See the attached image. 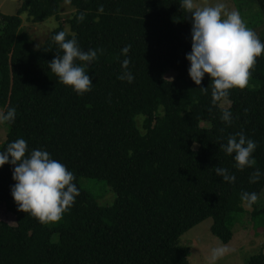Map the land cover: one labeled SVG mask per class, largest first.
Listing matches in <instances>:
<instances>
[{
  "label": "trees",
  "instance_id": "trees-1",
  "mask_svg": "<svg viewBox=\"0 0 264 264\" xmlns=\"http://www.w3.org/2000/svg\"><path fill=\"white\" fill-rule=\"evenodd\" d=\"M254 1L264 14V0ZM62 2L23 0L15 14L0 12V111L16 109L0 150L23 138L29 151H48L73 172L80 194L58 222L41 223L11 196L15 166L0 167V264H190L180 236L207 218L211 233L228 244V216L246 211L241 194L259 198L264 189V176L250 183L255 169L264 173V54L251 70L260 86L230 89V105L222 107L224 99L213 103L207 73L200 85L188 75L191 14L182 0H70L72 16L60 18ZM21 13L33 23L59 20L38 50ZM59 31L68 39L75 33L83 50H97L90 92L78 95L49 68L63 54L53 40ZM125 59L132 83L118 79ZM167 69L176 76L165 78ZM225 109L231 125L221 120ZM239 132L258 145L255 166L243 170L221 147ZM217 167L235 182L217 176ZM81 178L104 180L113 203H97ZM250 215H264V208L254 204ZM246 264H264V253Z\"/></svg>",
  "mask_w": 264,
  "mask_h": 264
},
{
  "label": "clouds",
  "instance_id": "clouds-1",
  "mask_svg": "<svg viewBox=\"0 0 264 264\" xmlns=\"http://www.w3.org/2000/svg\"><path fill=\"white\" fill-rule=\"evenodd\" d=\"M182 7L191 14V51L185 55L190 63L188 75L191 80L200 85L205 73L209 75L213 84V103L227 98L230 89L246 88L256 58L264 54V42L246 26L238 11L225 14L222 2L197 6L195 0H182ZM83 18L81 14L79 19ZM68 35L65 31L54 35L53 40L63 54L56 55L49 62V68L61 83L71 86L78 95H83L92 90L93 82L88 70L90 64L98 58V52L95 49L83 50L76 34L72 33L70 39L66 38ZM128 50L126 46L122 51L127 53ZM77 60L81 63L77 64ZM129 63L128 59L123 60L124 71L118 79L132 83L134 76L127 70ZM15 118L14 107L6 112L0 111V124L14 122ZM221 120L231 125V111L225 109ZM257 146V142L246 137L243 132L229 136L227 143L221 145L226 155L233 156L234 167L238 170L255 166L253 153ZM6 163L15 166L12 171L15 183L10 189L13 200L19 210L30 213L41 223L58 222L80 194L74 183V174L66 165L53 159L42 148L29 151L27 141L23 138H18L0 150V167ZM215 172L223 180L235 182V175L229 174L227 169L217 167ZM261 176L264 173L255 169L250 176V183L258 182ZM241 200L251 208L257 203L258 194L245 191L241 194ZM229 251L226 246L213 248L209 264H216Z\"/></svg>",
  "mask_w": 264,
  "mask_h": 264
},
{
  "label": "rangeland",
  "instance_id": "rangeland-1",
  "mask_svg": "<svg viewBox=\"0 0 264 264\" xmlns=\"http://www.w3.org/2000/svg\"><path fill=\"white\" fill-rule=\"evenodd\" d=\"M23 0H0V12L4 14H15L20 3ZM222 2L225 5V14L232 11H238L246 23V26L252 29L259 38L264 37V14L254 0H195L197 6L215 5ZM75 8L70 0H63L60 4L58 16L60 18H69L72 16ZM22 27L27 31L33 40L32 49L38 50L42 47L50 32L59 25L56 16H51L40 22H31L27 13H21ZM226 18V17H222ZM65 30L70 32L69 24L65 25ZM177 72L173 69H167L164 77L172 79ZM260 82L249 79L248 87L258 88ZM230 102L224 99L221 102L222 107H228ZM140 117L136 118L137 121ZM209 122H201L200 125L207 127ZM140 124V123H139ZM9 131L6 123L0 124V147L6 139ZM197 146V144H194ZM80 185L101 205H111L114 196L109 191L108 184L104 180L81 178ZM245 210L241 213H231L227 219V225L232 231V238L228 244L222 243L210 231L212 219L207 218L194 227L185 231L179 239L180 245L189 250L190 264H209V258L213 248L226 246L230 249L222 258L216 261V264H246L248 258L255 253H264V215L253 217L250 215L252 207L244 204ZM255 206L264 208V189L258 198ZM9 222L15 223L13 215H9Z\"/></svg>",
  "mask_w": 264,
  "mask_h": 264
}]
</instances>
